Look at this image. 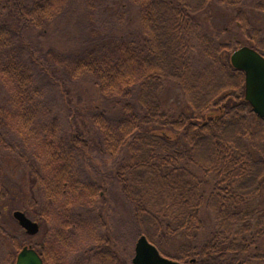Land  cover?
<instances>
[{"label": "trees", "instance_id": "trees-1", "mask_svg": "<svg viewBox=\"0 0 264 264\" xmlns=\"http://www.w3.org/2000/svg\"><path fill=\"white\" fill-rule=\"evenodd\" d=\"M83 1L90 40L81 53L62 57L35 51L28 36L73 12L74 0H0V158L8 151L27 167L23 212L33 215L41 192L44 220L52 210L64 220L71 210L69 224L80 228L77 240L92 244L91 260L115 264L107 242L93 233L91 217L104 192L81 176L79 158L89 150L109 158L125 152L113 177L131 206L132 237L144 234L162 255L182 264H260L264 209L248 203L264 185V120L244 99L243 72L230 64L231 52L241 45L209 34L196 18L212 0H131L139 27L123 33L112 25L94 27L93 16L106 0ZM215 1L237 8L240 31L264 56V27L250 23L240 8L244 0ZM255 8L264 11V0ZM37 72L64 96L66 83L89 78L116 116L95 105L89 120L96 138L76 122L69 135L62 134ZM168 83L180 89L185 110L163 107L160 92ZM68 114L71 120L78 116L73 108ZM92 170L101 173L94 165ZM7 194L0 162V200ZM202 210L214 230L199 243ZM0 233L6 235L1 227ZM178 236L188 241L165 253L163 243ZM13 246L16 253L23 247L15 239ZM13 258L0 238V261Z\"/></svg>", "mask_w": 264, "mask_h": 264}, {"label": "rangeland", "instance_id": "rangeland-1", "mask_svg": "<svg viewBox=\"0 0 264 264\" xmlns=\"http://www.w3.org/2000/svg\"><path fill=\"white\" fill-rule=\"evenodd\" d=\"M73 12L59 17L53 21L47 29L36 32L33 31L28 37L35 51L40 53L49 51L50 54L64 56H73L82 52V44H87L88 37L87 21L85 17V5L83 0H74ZM257 0H244L240 8L244 10L251 24L254 26L264 27V11L255 8ZM237 8H228L215 0H212L209 5L196 18L201 22L203 28L211 35H216L221 41L235 42L240 45H248V41L239 29L235 20ZM99 15H94L93 20H96L94 27L100 25L108 27L112 25L114 29L120 33L137 29L139 27L138 13L136 5L131 0H122V2H111L106 0V3L101 6ZM93 24V23H92ZM39 85L43 87L46 93V100L51 105L52 109L59 116L60 131L62 134L69 135L72 123L76 122L85 133L93 138L97 137L96 131L93 129L89 120V112L93 110L95 105L98 108L105 109L109 116H116L114 111H111L110 105L104 103L99 94L92 86V81L80 76L67 85L68 93L62 95L59 85H55L49 76L36 74ZM160 99L163 107L166 110L178 113L180 110H185L186 103L181 94L180 89L174 84L168 83L160 92ZM76 109L77 117L75 121L69 118V109ZM74 111V110H73ZM257 122V121H256ZM260 122V121H259ZM259 122H257L259 124ZM156 132L165 133L172 137L174 133L167 129H158ZM87 158H79L80 174L84 179L99 183L104 192V201L99 200L96 203L97 211L92 216L94 223V236L101 238L107 242L106 248L116 255L114 263L131 264V259L134 255V245L136 239L132 237V211L131 206L125 200L120 185L113 177L116 167L124 163L126 157L125 152H119L116 157H102L91 150ZM91 160V163L87 160ZM0 162L2 164V177L8 188L9 194L3 200H0V227L6 235L1 234L2 245L4 252H11L14 255L12 260H1L0 264H15L17 253L13 246L14 239L22 246L33 245L39 241L38 235H29L20 227L14 219L12 213L14 210L23 211L26 200L29 196L28 174L27 167L25 168L20 160L11 152L4 151L1 155ZM92 165L96 166L101 173H96L92 170ZM105 176H104V175ZM35 197L33 206V215L28 217L34 221L38 219V214L41 210V202L43 195L38 192ZM248 206L259 207L264 209V185L260 195L248 203ZM203 228L198 232L197 242L202 243L209 239L214 226L206 210H202ZM72 211L63 214L64 220H57V216L51 214L45 219L47 227L56 225L60 226L63 223V230L66 237H70L72 247L71 261L73 264H104L103 260L96 262L90 256L88 251L90 244L84 237H80V228L70 226ZM44 223V222H43ZM45 225L44 226L45 228ZM85 232V231H84ZM103 241V242H104ZM188 240L184 236H178L174 239H169L163 243L162 249L165 253L173 254L176 248L186 243ZM102 243V241L100 242ZM104 247V246H103ZM258 252L264 255V236L258 242ZM115 258V257H114ZM264 264V257L260 261Z\"/></svg>", "mask_w": 264, "mask_h": 264}, {"label": "water", "instance_id": "water-1", "mask_svg": "<svg viewBox=\"0 0 264 264\" xmlns=\"http://www.w3.org/2000/svg\"><path fill=\"white\" fill-rule=\"evenodd\" d=\"M233 68L244 74V99L253 112L264 120V56L248 45H242L233 50L229 57ZM14 219L27 234L35 235L38 224L23 211L14 210ZM132 264H182L180 261L168 258L160 253L144 234L136 239ZM15 264H43L34 248L23 246L16 256Z\"/></svg>", "mask_w": 264, "mask_h": 264}, {"label": "flooded vegetation", "instance_id": "flooded-vegetation-1", "mask_svg": "<svg viewBox=\"0 0 264 264\" xmlns=\"http://www.w3.org/2000/svg\"><path fill=\"white\" fill-rule=\"evenodd\" d=\"M46 220L41 216V211L36 220L38 224V232L35 235L40 237L37 244H35V251L40 256L43 264H73L71 261V243L70 237H66L63 230L64 227L56 225L47 227ZM44 222V223H43ZM45 225V228L44 226ZM117 264V261L115 262ZM132 264V261H131Z\"/></svg>", "mask_w": 264, "mask_h": 264}]
</instances>
